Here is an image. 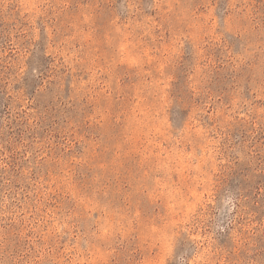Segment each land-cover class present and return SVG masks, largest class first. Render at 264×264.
<instances>
[{"label":"rangeland","instance_id":"1","mask_svg":"<svg viewBox=\"0 0 264 264\" xmlns=\"http://www.w3.org/2000/svg\"><path fill=\"white\" fill-rule=\"evenodd\" d=\"M0 264H264V0H0Z\"/></svg>","mask_w":264,"mask_h":264}]
</instances>
